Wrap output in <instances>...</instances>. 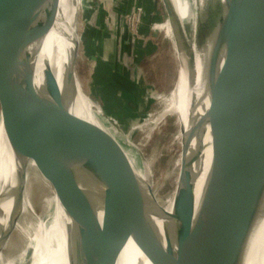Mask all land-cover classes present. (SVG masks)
Segmentation results:
<instances>
[{
	"label": "water",
	"instance_id": "95a60500",
	"mask_svg": "<svg viewBox=\"0 0 264 264\" xmlns=\"http://www.w3.org/2000/svg\"><path fill=\"white\" fill-rule=\"evenodd\" d=\"M60 1L0 0V123L12 151L8 174L14 169L16 180L14 188L4 189L14 201L8 228L0 233L4 257L0 264H14L4 251L14 232L24 230L21 217L35 214L27 196L31 171L51 191L48 203H53V211L47 224L37 228L35 237L40 240L28 238L32 251L28 264L48 256L57 241L58 234L51 233L50 244L44 245L57 210L54 196L69 220V226L64 224V264H119L130 239L145 249L148 258L147 248H159L171 264H248L255 232H259L255 255L260 264L264 256V0H183L208 33L211 49L201 58L198 71L179 41L174 44L186 89L194 87L198 76L202 89L199 97L185 98V128L178 121V173L165 240L143 214L144 189L120 140L113 16L106 0H75L72 28L77 41L64 90L48 59L43 85L36 86L34 61L39 52L30 47L42 43L54 28ZM80 52L82 61L93 64V96L86 94L79 79ZM78 86L97 123L71 111V104L80 98ZM149 192L158 201L152 187ZM27 250L22 254L27 256ZM151 257L153 264H159L154 254Z\"/></svg>",
	"mask_w": 264,
	"mask_h": 264
},
{
	"label": "rangeland",
	"instance_id": "374dc122",
	"mask_svg": "<svg viewBox=\"0 0 264 264\" xmlns=\"http://www.w3.org/2000/svg\"><path fill=\"white\" fill-rule=\"evenodd\" d=\"M106 1L112 11L110 15L113 16L112 35L116 47L113 74L120 135L129 143L130 150L127 151L130 154L127 152V155L136 162L134 165L137 164L140 172L147 176V181L158 199L156 201L149 192L150 203L144 212V216L156 227L160 211H166L167 205L164 204L170 202L174 193L180 153L178 120L172 115L162 119L179 73L175 43L171 41L173 38L168 30L166 2L119 0L116 4L117 0ZM171 2L178 8L177 0ZM62 10L67 12L63 16L68 15V21L73 26V17L77 10L75 0H66ZM84 12L83 6L80 16L81 38L85 28ZM70 53H73L72 44ZM116 55L120 59H124V56L133 58L138 67V76L118 68L115 64L116 59L118 60ZM83 58L81 54V61ZM81 61L78 64L79 79L86 94L93 96L90 89L93 64ZM88 111L95 118L93 112L90 109ZM28 184L27 195L35 214L29 212V215L24 214L21 217L20 227L24 230L18 231H21L24 238L15 231L4 251L5 257L14 264H28L31 261L32 251L28 247L31 242L28 238L35 237L33 235L36 234L37 228L41 223L47 224V219L53 211V203H48L52 193L34 171L30 173ZM26 249L27 256L22 254Z\"/></svg>",
	"mask_w": 264,
	"mask_h": 264
},
{
	"label": "bare ground",
	"instance_id": "6f19581e",
	"mask_svg": "<svg viewBox=\"0 0 264 264\" xmlns=\"http://www.w3.org/2000/svg\"><path fill=\"white\" fill-rule=\"evenodd\" d=\"M65 1L66 0L60 1V9H59V14L57 17L56 24L54 28L51 30V32L49 33V35L47 36V38L43 41L44 44L42 45L43 43L42 42V43L34 44L33 46L30 47V50L32 52L34 51H36L37 53L39 52L34 61L37 67L35 81L37 84L36 86L38 87L39 86L41 87L43 85L44 62L48 59L52 64L53 70L54 69L56 70L60 88L62 90H64L65 88L66 72L70 70V66H71L70 45L72 44V49L74 51L75 49L74 44H76L75 39L77 40L75 33H74L75 31L73 30L74 28H72V26L70 25V21H68V15L67 17L63 16L64 13L67 14V12H63L62 10ZM163 1L164 3L166 2V8H167V13H168V18H169L168 19L169 20L168 30H169L170 35L173 38V40L171 41H173L174 43L179 41V43L181 44L183 48L185 57L187 59L189 58L190 60L192 59L194 66L196 64L197 70L200 71L201 65H202L201 58L206 57L211 49V45L209 44V40H208L209 38L208 33L204 32V30L200 26V23H198V20L196 19V17L190 11H188L187 5L185 4V2H183V0H177L178 8L173 6L171 0H163ZM120 63L123 68L131 72L134 76L135 75L138 76L137 75L138 67L136 65V61H134L133 58L131 59L128 56L127 57L124 56V59ZM63 64H65L64 70L62 68ZM178 76L180 77L179 81H176L175 83L173 93L170 99L168 100L167 109L165 110V114L163 115L162 119L172 115L176 117V119L179 121V124H183L185 128L187 124V118H188V111H186V108H185L186 105H184L185 98L187 95L188 96L196 95L199 97L201 95L202 85H201V80H199V76H198L194 87L189 85L188 86L189 89L188 88L186 89L185 80L183 79L181 72L178 73ZM177 80H178V77H177ZM77 89H78V94L80 98L77 100V102L74 101L71 104V108H70L71 111L80 117H83L85 119H88L90 121L97 123L95 118H93L92 114H90V112L88 111L89 107H88L87 100H85V98L80 93L79 86L77 87ZM120 140L125 150L124 152L127 155V152H128L127 149L130 150L129 143L122 136ZM127 157L133 166L135 176L138 177V181L140 182L139 186L141 188L143 187L144 189V191L143 192L141 191V193L143 194L144 201L146 203V208H147L150 203V198H149L150 184L147 181V176L143 174L142 172H140V169L137 166V164L136 166L134 165L136 162H133V160L129 158V155H127ZM8 165L9 166L11 165V169H12L13 167L12 166L13 165L12 151L10 149V146L8 144V141L4 133L2 132V123H0V193L1 192L3 193V195L2 194L0 195V233H1V230L8 228L9 218H10L13 201H14L13 194L12 196L10 194L8 195L4 191V189L7 188V186H9L10 188H14V186L16 185V180L14 177V169H13V172L11 171V173L8 174L9 172L7 169ZM203 179L204 178H202V181H199L200 188L204 182ZM53 200L54 202H56L57 210L55 209V212H53L52 222L50 226L51 231L47 232V239H46L47 241L44 242V245L45 243L46 244L49 243V240L51 237L50 235L55 234V233L58 234L57 241L56 243L54 242L53 244H51L52 245L51 248H53L50 251L51 253L48 256L47 255L43 256L42 259L40 258L37 259V261L34 264H48V263L49 264H64L63 259H62V255L64 253V250L66 249V242H65L66 232L64 228L65 226H69V220L66 219V215L64 211L58 205L55 196ZM164 205L165 206L167 205L166 211L164 212L160 211V214H159L160 219L158 220V225L156 224L157 225L156 227L161 232V236L165 240L166 239L165 232L168 229L167 217H168L170 203H167V204L165 203ZM26 208L27 207L24 206L23 208L24 211L26 210ZM146 208H144L143 214ZM258 238H259V232L257 233L255 232L252 238V241H251L249 251H248L249 252L248 261H247L248 264H257L255 248H256V241ZM34 240L39 241L40 239L38 237H35ZM35 250L38 251L36 248ZM144 250L140 248V246L133 239H130L123 252V255L121 257L119 264H153L151 261V258H152L151 256L153 254L155 258H157V261L159 262V264H171V262L168 259L167 254L163 252L162 250H160L159 248H156V247L147 248V254H150V258H148L149 256L145 254ZM14 253H18V252H14ZM3 258H4L3 256H0V261L3 260ZM260 262H261L260 264H264V256H262Z\"/></svg>",
	"mask_w": 264,
	"mask_h": 264
},
{
	"label": "crops",
	"instance_id": "0c3cea01",
	"mask_svg": "<svg viewBox=\"0 0 264 264\" xmlns=\"http://www.w3.org/2000/svg\"><path fill=\"white\" fill-rule=\"evenodd\" d=\"M111 12H112V11H111ZM116 56L118 57V60L116 59V61H115L116 63H115V64L117 65L118 68L124 70L125 68H123L122 65H121V63H120L123 59H120L118 55H116ZM120 57H121V56H120ZM121 58H123V57H121ZM125 70H126V69H125ZM130 73H131V72H130ZM131 74H132V73H131ZM132 75H133V74H132Z\"/></svg>",
	"mask_w": 264,
	"mask_h": 264
}]
</instances>
